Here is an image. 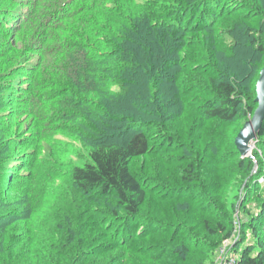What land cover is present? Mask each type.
Listing matches in <instances>:
<instances>
[{"label": "trees", "instance_id": "obj_1", "mask_svg": "<svg viewBox=\"0 0 264 264\" xmlns=\"http://www.w3.org/2000/svg\"><path fill=\"white\" fill-rule=\"evenodd\" d=\"M230 1L0 0V189L5 197L10 195L6 192H16L15 176L7 177L11 169L7 170L6 163L21 144L16 134L11 136L13 124L3 119L25 117L35 144L57 135L92 141L89 160L74 165L71 180L56 193L63 198L59 204L64 207L60 232L66 235L65 244L70 240L73 254L57 256L45 264H88L94 253L107 255L123 246L147 253L136 240L151 234L143 227L155 231L170 225L140 215L151 192L132 171L133 160L174 144L187 151L184 138L176 133V120L193 116L195 121L200 116V131L207 130V120L227 125L242 112L253 115L258 106L256 84L264 66V28L261 24L254 27L250 21L260 16L264 20V0ZM213 3L220 4L215 11ZM189 9L196 10L185 19ZM244 9L246 12L227 24L232 14ZM206 17L211 22H206ZM215 31L221 33L212 41ZM191 72L200 73V78L193 82ZM198 91L203 95L194 96ZM89 118L103 122L93 124ZM258 135L257 141L261 139L264 145V123ZM217 143L206 141L210 148H216ZM201 146H191V154H186L189 161L184 180L194 178L195 166L204 164L199 157ZM230 147L232 156L241 155L235 140ZM25 165L21 163L20 168ZM51 175L45 169L36 175L42 187L35 188L53 195L55 180L45 182ZM32 191L26 189L23 199ZM164 191L160 189V193ZM5 197L4 204H16ZM203 197L213 205L206 191ZM189 205L187 208H192V202ZM21 217L20 209L10 214L0 212V229ZM183 217L175 226L178 231L172 229L160 239L168 244L151 249L161 250L155 253L158 257L171 251L186 257L194 236L185 235L176 246L174 240L182 231L198 232L203 225L202 231L221 232L225 240L234 234L220 219L214 227L206 219L198 223L200 216L192 209ZM27 218L33 223L28 214ZM141 219L144 223L134 224ZM260 219L256 217L248 226L254 230ZM35 222L38 224L37 219ZM155 222L158 227L152 228ZM23 239L15 237L8 246L1 244L4 239L0 242V264H33L22 257ZM238 243L234 251H238ZM258 247L256 253L253 245L239 250L235 264H264V246L259 243ZM118 254L109 253L111 264H125Z\"/></svg>", "mask_w": 264, "mask_h": 264}, {"label": "rangeland", "instance_id": "obj_2", "mask_svg": "<svg viewBox=\"0 0 264 264\" xmlns=\"http://www.w3.org/2000/svg\"><path fill=\"white\" fill-rule=\"evenodd\" d=\"M147 1L127 0L129 3H145ZM190 1L193 2V0ZM225 2L231 3L230 0H225ZM192 5L194 6V4ZM212 5L213 11L220 6V4L215 5L214 3ZM195 10L189 9L186 12L185 19H188ZM102 12L104 13V11ZM244 12H246V9L232 14L227 24L233 23V20ZM209 17H206V22H211V19H208ZM221 20L219 19L217 24L221 23ZM250 22L254 27L263 25L264 28L262 16L254 18ZM215 28L217 29L218 25H215ZM220 33L215 31L212 41H217ZM262 39L264 41V32ZM229 41L227 40V43ZM213 45L218 47L217 44ZM188 58L191 59L189 56ZM111 63V61L108 62L110 65ZM191 76L194 82L195 78H200V73L196 75L191 72ZM258 76L259 74L255 76L252 87L255 86ZM193 95L202 96L203 93L201 95L198 91ZM172 111L175 113L176 109L173 108ZM248 118H250V115H244L242 112L233 122L227 123V125L219 124L218 121L207 120V130L200 131L197 125L200 122V116H196L195 121L193 116L186 121L176 120V133L184 138L183 142L187 144V151L185 148H179L178 144H174L165 147L158 153L136 157L131 165L132 171L141 176L151 192L147 194L146 200L141 206L140 215L147 219H159L161 223L166 221L165 223H169L170 228L149 231L147 227H143L146 232L151 234L146 237L141 235L136 240H138L140 246L145 247L142 251L148 250L147 253L140 254L137 248L129 250V248L126 249L123 246L108 251L107 255L94 253L91 258H88V264H111V258H107L109 253H119V260L125 262V264H220L224 254L227 257H236L238 251L245 247L253 245L254 253H256L260 249L258 247L259 243L264 246V207L262 206L264 205L263 142L261 139L254 141L250 152L245 157H241L239 154L231 155L233 149L230 147V143L234 142L235 133ZM6 120L13 124L11 126L13 130L11 136L16 134L17 143L22 146L20 145V148L15 150L13 155L9 154L11 157H9V162L6 163L7 170L11 169L7 172V177L11 176L13 178L15 176L13 180L15 194L5 191L6 195L10 194L5 197L4 191L2 192L0 189L2 197L7 198L9 201H16V204H4L1 197L0 202L3 206L0 205V212L10 214L20 209L24 217L15 219L11 224L6 223L5 227H1L0 242L4 239L5 242L1 244L8 246L11 239L15 237L24 238L20 240L25 255L22 254V257L29 258L33 264H45V261L53 262L57 256L63 258L72 255L74 249L70 245V240L65 244L66 235L63 236L60 232L63 228L62 224H64V221L61 220L64 216V207L59 204L63 198L56 193L60 190V186H64L71 180L73 166L76 164L82 165L89 160L90 142L92 141H82L80 139L82 136L71 138L57 135L55 139L40 141L35 144L30 137L28 123L24 121L25 117L20 120H11L8 116V118L3 119V121ZM89 120L93 124L103 122V120L96 118H89ZM217 140L216 148H210L206 144V141L216 142ZM57 141L59 143H56ZM53 142L56 144H53ZM200 145L202 146L199 157L204 159L205 162L200 167L195 166L193 170L194 178L184 180L183 177L186 175V173L184 174V167L189 161L186 156L191 154V146L198 149ZM240 161H243V164ZM25 162V167L20 168L21 163ZM44 169L47 174H52L50 179L45 180V182L52 184L55 180V187L57 188L52 186L53 195H47L40 188H35L36 186L42 187V184L40 185L35 179L36 175ZM256 180H258L257 183ZM31 188H33V191L24 200V192L26 189ZM44 188L49 189V187ZM156 188L157 190L153 192V189ZM160 189L165 191L160 193ZM205 191L209 194L212 206L204 201L203 194ZM173 194L174 196H170ZM191 202L192 208H187V205L190 207L189 203ZM198 206L200 209H198ZM190 209H192V213L199 214L198 223L200 224L206 219L211 222V227H214L219 219L223 220L228 228L231 227L232 232H234L233 236L230 240H225L221 232L214 235L202 231L203 225L198 232L189 231L185 233L181 230L182 235L174 240L176 246L180 245L185 235L194 236L189 242V251L185 255L186 257L182 258L172 251L158 257L155 253H160L161 250L151 251V249L155 246L168 244L166 240L161 241L160 239L170 235L172 229L178 231L175 226L179 225V222L182 221L180 219H183V216ZM27 214L30 219H34L32 220L33 223L27 222ZM258 216H261V219L255 223V228L252 230L248 225ZM36 219L38 224L35 222ZM140 221L144 223V219H141L134 224L138 225ZM157 222L151 227L157 228ZM44 223H47V225ZM143 223L141 225H146ZM34 226L37 227L34 228ZM244 232H246V236L243 237L242 233ZM237 241H239V249L234 251L233 246Z\"/></svg>", "mask_w": 264, "mask_h": 264}, {"label": "water", "instance_id": "obj_3", "mask_svg": "<svg viewBox=\"0 0 264 264\" xmlns=\"http://www.w3.org/2000/svg\"><path fill=\"white\" fill-rule=\"evenodd\" d=\"M257 96L255 102L258 103L253 115L247 119V122L237 133L235 144L242 157H245L250 152L252 143L258 140L264 123V66L261 69L260 77L256 84Z\"/></svg>", "mask_w": 264, "mask_h": 264}, {"label": "built area", "instance_id": "obj_4", "mask_svg": "<svg viewBox=\"0 0 264 264\" xmlns=\"http://www.w3.org/2000/svg\"><path fill=\"white\" fill-rule=\"evenodd\" d=\"M236 263V257H227L224 255V257L221 259L220 264H235Z\"/></svg>", "mask_w": 264, "mask_h": 264}]
</instances>
